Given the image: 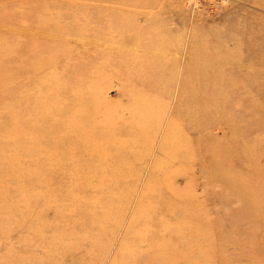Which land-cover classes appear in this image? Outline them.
I'll return each mask as SVG.
<instances>
[{"label":"rangeland","instance_id":"374dc122","mask_svg":"<svg viewBox=\"0 0 264 264\" xmlns=\"http://www.w3.org/2000/svg\"><path fill=\"white\" fill-rule=\"evenodd\" d=\"M0 47V69L13 75L0 90L8 94L0 100V264H124L116 255L132 250L140 195L149 180L153 190L162 183L153 173L156 160L168 159L160 143L181 95L195 85L216 92L240 86L243 126L258 131L264 146V0H0ZM138 92L159 95L160 122L148 127L154 133L144 160L115 187V203L127 206L102 220L101 231L90 229L87 206L95 202L71 185L67 170L93 157L85 147H72L75 161L64 155L82 138L117 152L101 142L108 131L88 123L97 106L113 113V123L133 101L128 94ZM116 128L118 138L128 129ZM258 163L264 168V153ZM204 171L176 170L175 187L191 182L196 196L213 198L220 188L205 195ZM240 207L233 201L214 209ZM221 255L216 264H264L248 246Z\"/></svg>","mask_w":264,"mask_h":264},{"label":"bare ground","instance_id":"6f19581e","mask_svg":"<svg viewBox=\"0 0 264 264\" xmlns=\"http://www.w3.org/2000/svg\"><path fill=\"white\" fill-rule=\"evenodd\" d=\"M3 77L7 79L6 82L0 79V90L13 75L0 69V78ZM134 81L142 88L141 80ZM146 84L148 88L152 86L150 81ZM234 84L225 92L203 91L195 85L193 91L181 95L159 147L160 154L168 159L164 163L156 160L153 164V173L161 175L162 183L155 190L153 181L145 185L132 216L136 223L130 244L132 250L116 255L124 264H216L221 254L246 246L253 256L264 257V168L258 163L264 146L258 144V131H247L243 126L247 123V112L240 101L243 93ZM143 94L129 93L133 101L127 103L126 109L114 113L113 123L107 122L108 115L113 113L106 106L95 107L96 116L88 126L103 133L108 131L101 142H110L117 152L108 154L96 140L82 138L74 140L64 155L66 160L75 161L79 157H74L72 147L79 150L85 147L84 155L93 157L67 170L71 185L83 190L85 199L95 202L87 206L90 229L101 231L102 220L111 219L127 206L126 202L115 203L119 197L115 187L144 160L154 133L147 131L148 127L152 122L155 127L160 122L164 109L156 113L158 109L154 107L159 95ZM7 95L2 94L0 100ZM189 97L192 102L186 101ZM233 97L239 101L236 103ZM117 123L128 128H121V138L112 136L115 130L119 131ZM173 133L177 137L171 139ZM188 134L193 137L190 141ZM196 165L206 170L205 195L213 194L215 187L220 188L211 199L196 196L191 182L181 189L174 185L178 177L173 175L176 170H190ZM80 174L84 177L78 178ZM104 196L111 204H99ZM233 201L241 207L224 213L214 209L216 204L225 209ZM211 215L215 218H210Z\"/></svg>","mask_w":264,"mask_h":264}]
</instances>
